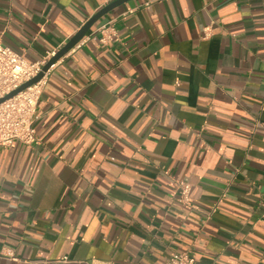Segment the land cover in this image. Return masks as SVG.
Here are the masks:
<instances>
[{
  "label": "crops",
  "instance_id": "0c3cea01",
  "mask_svg": "<svg viewBox=\"0 0 264 264\" xmlns=\"http://www.w3.org/2000/svg\"><path fill=\"white\" fill-rule=\"evenodd\" d=\"M114 1L0 0V41L41 61ZM42 85L0 264H264V0H128Z\"/></svg>",
  "mask_w": 264,
  "mask_h": 264
},
{
  "label": "built area",
  "instance_id": "2783aa9c",
  "mask_svg": "<svg viewBox=\"0 0 264 264\" xmlns=\"http://www.w3.org/2000/svg\"><path fill=\"white\" fill-rule=\"evenodd\" d=\"M55 54L56 52L41 61L30 63L0 41V99L37 77ZM43 80L0 104V147L38 141L33 119L43 90ZM178 191L181 201L189 205L190 185L183 184ZM167 264H191V260L187 253H173Z\"/></svg>",
  "mask_w": 264,
  "mask_h": 264
},
{
  "label": "water",
  "instance_id": "95a60500",
  "mask_svg": "<svg viewBox=\"0 0 264 264\" xmlns=\"http://www.w3.org/2000/svg\"><path fill=\"white\" fill-rule=\"evenodd\" d=\"M128 0H116L100 10L95 16H93L77 33L76 35L67 43L65 44L56 54L46 63L43 67L42 72L32 79L31 81L25 83L19 89L15 90L11 94L7 95L6 97L0 99V104L6 102L9 99L14 98L16 95L21 93L22 91L26 90L27 88L35 85L48 73V71L55 65L61 58H63L67 53H69L82 39L87 35V33L91 30V28L106 14L110 13L115 8L119 7L120 5L124 4Z\"/></svg>",
  "mask_w": 264,
  "mask_h": 264
}]
</instances>
